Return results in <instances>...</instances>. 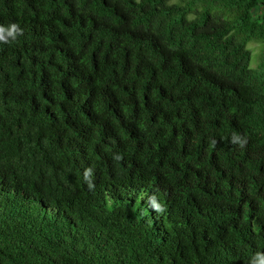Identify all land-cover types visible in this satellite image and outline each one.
<instances>
[{"label":"trees","instance_id":"trees-1","mask_svg":"<svg viewBox=\"0 0 264 264\" xmlns=\"http://www.w3.org/2000/svg\"><path fill=\"white\" fill-rule=\"evenodd\" d=\"M0 27V264H264V0H0Z\"/></svg>","mask_w":264,"mask_h":264},{"label":"rangeland","instance_id":"rangeland-1","mask_svg":"<svg viewBox=\"0 0 264 264\" xmlns=\"http://www.w3.org/2000/svg\"><path fill=\"white\" fill-rule=\"evenodd\" d=\"M249 47L253 51V55H254V58H255V60H254V66H256L260 62V59H261V49H262V46L259 43L251 42L249 44ZM252 61H253V59H252Z\"/></svg>","mask_w":264,"mask_h":264},{"label":"clouds","instance_id":"clouds-1","mask_svg":"<svg viewBox=\"0 0 264 264\" xmlns=\"http://www.w3.org/2000/svg\"><path fill=\"white\" fill-rule=\"evenodd\" d=\"M18 29V25H12V29L11 31L8 32V35H11L13 37H15L16 31ZM5 31V29H3L2 27H0V33H3ZM22 33V30H20Z\"/></svg>","mask_w":264,"mask_h":264}]
</instances>
